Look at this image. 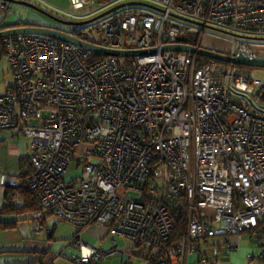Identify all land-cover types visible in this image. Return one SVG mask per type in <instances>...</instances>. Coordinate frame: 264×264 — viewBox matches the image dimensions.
<instances>
[{
    "label": "built area",
    "instance_id": "built-area-1",
    "mask_svg": "<svg viewBox=\"0 0 264 264\" xmlns=\"http://www.w3.org/2000/svg\"><path fill=\"white\" fill-rule=\"evenodd\" d=\"M150 1L162 10L127 6L63 30L98 46L153 53L99 54L37 33L0 38L14 77L0 90V130L31 137L27 185L40 206L80 226L74 262L123 250L87 245L81 236L90 224L124 235L148 264H182L198 252L210 261L207 251L232 250V234L264 228V109L231 89L244 95L264 81L238 64L162 50L181 36L194 45L198 36L199 46L211 26L264 37V0ZM235 40V54L260 55ZM2 182L12 187L19 178L3 174ZM182 215L185 239L169 246ZM35 228L45 231L37 221ZM248 258L264 263V238Z\"/></svg>",
    "mask_w": 264,
    "mask_h": 264
},
{
    "label": "crops",
    "instance_id": "crops-1",
    "mask_svg": "<svg viewBox=\"0 0 264 264\" xmlns=\"http://www.w3.org/2000/svg\"><path fill=\"white\" fill-rule=\"evenodd\" d=\"M11 9L10 3L0 0V25H13L20 21L16 14H7ZM222 39L218 37L212 40L211 44H205L203 38L202 44L206 47L226 49ZM5 65L7 69H4ZM0 66H2L3 72L0 76V90H5L13 85L14 77L13 75L10 77L9 63L1 54ZM30 144L31 137L24 135L22 132H15L10 129L0 130V264L49 263L47 261H51L50 264H136L132 259L134 255L140 256L142 259H138V264H144L143 259L147 260V258L140 252L132 251L131 242L122 234L112 235L107 226L100 224L86 226L81 236L82 240L91 247L105 249L119 245L123 248L122 252L109 259L101 261L93 259L88 263H78L71 259V255L78 252L77 247L71 243L76 229L68 224H64V228L60 229L59 225L63 220H59L60 217L57 214L49 215L44 220L46 228L48 230L54 229V231L37 232L38 230H34L36 220L32 224L34 215L32 216L30 213L23 215L2 213L8 198V188L2 182V175L20 174V159L29 157ZM229 238L230 240L233 238L234 244L229 253L223 251L215 260L206 262L199 260L196 254L186 255L181 259L182 264H264L259 259L248 258V255L257 250L261 242L260 239L264 237H253L250 232H243L238 236ZM119 239L124 241L123 245H121Z\"/></svg>",
    "mask_w": 264,
    "mask_h": 264
},
{
    "label": "water",
    "instance_id": "water-1",
    "mask_svg": "<svg viewBox=\"0 0 264 264\" xmlns=\"http://www.w3.org/2000/svg\"><path fill=\"white\" fill-rule=\"evenodd\" d=\"M6 3H12L17 2L24 4L25 6L31 7L33 9H36L46 15L51 20L59 23V24H65L69 26H83L87 25L89 23H92L100 18H103L104 16L109 15L110 13L116 12L121 8L127 7V6H143L146 8L154 9V10H162V8L156 6L153 3L150 2H144V1H137V0H130L126 2H122L119 4L114 5L113 7L104 10L100 14L87 19V20H73V19H67L64 17H60L58 15L51 14L47 11H44L42 8H39L36 4H33L27 0H1ZM20 21L15 24H1L0 25V38H3L7 35H13L18 33H37V34H43L55 39H58L60 41H66L71 42L75 44H79L83 47H87L90 49L95 50L99 54H106V55H112V56H130L134 54H146V53H153L157 50V48H151L150 50L143 49V50H121V49H111L106 48L103 46H98L95 44L88 43L87 41H84L82 39H79L71 34H68L64 32L63 29L60 28L59 25H55L52 23H41L40 21H29L25 20L21 17H19ZM186 21L187 18H182ZM22 22V24H21ZM12 25V26H10ZM10 26V27H8ZM214 31L221 32L223 34L236 36L239 38H252V39H264V37L259 36H247L242 34H236L231 33L229 31L217 28V27H209ZM162 50L165 51H178V52H192L197 53L200 56H204L207 58L217 59L221 61H225L227 63H233L238 65H244V66H253V67H264V56L257 55L255 57H249L246 54H244L242 51H239L236 54H227L224 52H221L219 50L209 48L206 46H196L191 43H187L186 37H179L175 43L166 44L162 47Z\"/></svg>",
    "mask_w": 264,
    "mask_h": 264
},
{
    "label": "rangeland",
    "instance_id": "rangeland-1",
    "mask_svg": "<svg viewBox=\"0 0 264 264\" xmlns=\"http://www.w3.org/2000/svg\"><path fill=\"white\" fill-rule=\"evenodd\" d=\"M27 1H29L33 4H36L37 6H39V8H42V9L47 10L49 12L55 13L60 17L81 21V20L90 19V18L100 14L104 10L113 7L116 4L126 2V1H130V0H109V1H107V3H99L97 0H86V4L82 7H76L74 5L73 0H27ZM137 1H144V2L152 3L150 0H137ZM10 6L12 9L7 14H13V15L16 14L18 17H21L25 20L40 21L41 23L45 22V21H51V19H49L46 15L42 14L41 12H39L36 9H32L28 6H25L24 4L12 2V3H10ZM59 26H60V24H59ZM69 27H70L69 25H65V24H61V26H60L61 29H69ZM71 27H74V26H71ZM210 32H212V31H210ZM233 33L247 35V36H255L254 34L241 33V32H237V31H234ZM219 35H221V34L218 31H213L212 33H208L207 35H205L203 37L204 43L205 44H211L212 40L220 37V38H223L222 40H223L224 46L226 47V49H222V50L227 51L230 54L235 53L239 47V42L235 39H239V38H235V37H232V36L227 35V34H224L223 35L224 37H221L222 35L221 36H219ZM244 40L250 46H252L258 54L264 56V39L245 38ZM227 48H229V49H227ZM219 64H221L222 66H227V67L231 68L233 63H229V64L219 63ZM239 67H242V66L239 65ZM243 67H244V69L249 70L250 73H252L253 75L259 77L260 79H262L264 81V67H256V68H252L253 66H249L251 68H249L247 66H243ZM4 69H7L6 65L4 66ZM11 73H10V77H12ZM2 74H3L2 66H0V76ZM262 87H264V85L257 86L251 91L244 92L246 102H249L252 105L261 107V104H259L258 101L256 100L254 93L257 90L256 88H262ZM29 155H30V153H29ZM54 217L56 218V216H54ZM33 221L34 220L32 219V224H33ZM64 224H68L72 228L76 229V227H74L75 225L73 223H70V222L65 221V220L61 221L59 228L63 229ZM34 230L37 231L35 228H34ZM37 232H40V231H37ZM119 242L121 243V245L124 244V241L122 239L121 240L119 239ZM132 257H133L132 258L133 261L136 264H138V262H139L138 259L142 260L140 258V256H137V255H134ZM143 263L148 264L146 259H143Z\"/></svg>",
    "mask_w": 264,
    "mask_h": 264
},
{
    "label": "trees",
    "instance_id": "trees-1",
    "mask_svg": "<svg viewBox=\"0 0 264 264\" xmlns=\"http://www.w3.org/2000/svg\"><path fill=\"white\" fill-rule=\"evenodd\" d=\"M97 1L99 3H107V1H109V0H97ZM110 14H112V13H110ZM21 24H22V22H21ZM69 29L73 30V29H76V27L70 26ZM230 36H232V35H230ZM232 37L236 38V36H232ZM198 41H199L198 36L194 37L193 41L189 40V42L195 43V45H197ZM202 43H203V41H201V43L199 45L204 46ZM209 48H211V47H209ZM213 49H216V48H213ZM216 50L230 54L227 51H223L222 49H216ZM233 54H235V53H233ZM199 62L200 63L218 62V63L229 64L225 61L207 58L204 56L199 57ZM241 66H244V65H241ZM247 67H249V66H247ZM249 68H251V67H249ZM252 68H256V67H252ZM231 89L233 90L234 93H236L235 96L237 99H242L246 102L245 96L243 94L237 92L238 90L235 87H232ZM256 89L257 90L254 93V95H255L258 103L261 104V107L255 106L252 104H251V106H253L254 108H256L258 110L259 109L261 110V109H264V87L256 88ZM241 96H243V97H241ZM247 103L250 104L249 102H247ZM20 166H21L20 174L16 175L19 178V183L16 186H12V187L7 186V188H8L7 189V195H8L7 197L8 198H7L6 206L3 208L2 213H4V214L14 213L16 215H19V214L23 215V214L30 213V214H32V216L34 215L33 220H36L37 222H40L42 225H44L45 218L48 217L49 215H56V213L51 208L40 206V204L36 201L34 194L30 191V189L27 185V179L33 171V167H32L30 158L29 157H22L20 159ZM13 196H14V198H13ZM61 219L62 218H60L59 220H61ZM62 220H64V219H62ZM75 227L80 228V226H76V225H75ZM186 228H187V217L185 215H182L177 220L176 228H175V230L172 233V236L170 238L169 246H174L178 243H181L185 239ZM44 230L45 231L48 230L45 225H44ZM48 231L52 232V231H54V229H50ZM245 232H248V231H245ZM250 233L253 235V237H264L263 224L258 226L255 229V231H251ZM255 233H256V235H255ZM232 236H236V235L232 234L230 237H232ZM232 240H233V238H232ZM233 247H234V245H233ZM222 250H223V248H221V251ZM163 254H164L163 250L158 251V253L156 254V259H159ZM116 255H118V253L113 254L110 257H106V258L101 259V260L109 259V258L116 256ZM196 255H198L199 260L204 261L205 255L203 253L198 252V254H196ZM206 255L208 257L210 256L211 260H215L218 257V256L213 257L210 251H207ZM101 260H95V261H101ZM204 262H206V261H204Z\"/></svg>",
    "mask_w": 264,
    "mask_h": 264
},
{
    "label": "flooded vegetation",
    "instance_id": "flooded-vegetation-1",
    "mask_svg": "<svg viewBox=\"0 0 264 264\" xmlns=\"http://www.w3.org/2000/svg\"><path fill=\"white\" fill-rule=\"evenodd\" d=\"M39 7V6H38ZM31 8V7H30ZM33 9V8H32ZM44 10V9H43ZM44 11H47V10H44ZM40 12V11H39ZM47 12H49V11H47ZM49 13H51V14H54V15H57V14H55V13H52V12H49ZM43 14V13H42ZM50 19V18H49ZM53 20H51V21H45V22H42V23H44V24H47V23H52V24H55V25H59V23H57V22H55V21H53ZM60 26H61V24H60ZM222 36L224 35L223 33H220ZM220 35V36H221Z\"/></svg>",
    "mask_w": 264,
    "mask_h": 264
},
{
    "label": "clouds",
    "instance_id": "clouds-1",
    "mask_svg": "<svg viewBox=\"0 0 264 264\" xmlns=\"http://www.w3.org/2000/svg\"><path fill=\"white\" fill-rule=\"evenodd\" d=\"M262 56V55H261Z\"/></svg>",
    "mask_w": 264,
    "mask_h": 264
}]
</instances>
